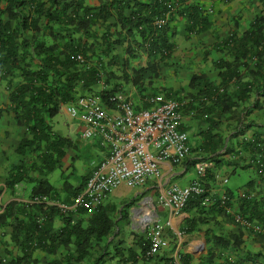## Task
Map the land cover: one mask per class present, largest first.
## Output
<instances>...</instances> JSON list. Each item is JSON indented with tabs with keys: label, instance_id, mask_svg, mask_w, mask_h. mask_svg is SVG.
<instances>
[{
	"label": "crops",
	"instance_id": "0c3cea01",
	"mask_svg": "<svg viewBox=\"0 0 264 264\" xmlns=\"http://www.w3.org/2000/svg\"><path fill=\"white\" fill-rule=\"evenodd\" d=\"M7 1L0 0V29L2 30L0 40H6L7 36L17 37L14 38L17 41L12 43L11 40L9 45L18 46V62L16 68L6 67L5 62L9 61L6 58V46H3L4 48L0 46V214L9 210L15 214L18 222H26L28 213L25 206L31 198V188L34 184L23 181L13 190L6 185L14 166L20 162H32V156L23 158L17 154L18 144L26 134V128L18 122L13 114L14 106L9 100V94L23 83L22 72L34 70L40 61L36 59L34 53L32 54L31 47L27 46V51H30L31 54H27L26 49L22 50L19 41H24L27 45H36V41L45 42L47 45L58 44V39L49 34L50 28H54L53 30L57 34L56 31L66 29L64 26L53 24L46 27L42 18L38 23L28 27L27 23H24V27L18 30V24H20L18 20L11 18L9 20L7 15H2L8 5ZM39 1L45 2L46 0ZM113 1L83 0V4L89 7H98L101 4L109 5ZM116 1L135 3V0ZM191 4H199L205 10L211 8L212 13H204L207 22L196 34L188 33L184 19L172 20L170 27L173 37L169 38L171 48L167 59L159 61L150 56L142 47L136 46L140 44L139 37L128 35L126 30L122 29L115 13L105 23L99 20V24L92 29L94 35L84 42L88 47L87 56L100 50L97 47L104 51L107 43H114L104 56L106 83L111 89L120 88L134 107H141L145 97L157 92H169L172 96L181 97L184 100L186 107L181 110L182 126L189 134L193 152L183 165H163L161 177L149 181L139 191V194L125 185L114 190L105 204L114 217L112 232L102 243H99V246L91 249L89 255L81 262L74 264H93L94 260L101 256H103L102 264H116L121 259L114 257V255L117 256L115 254L117 248L121 251L122 260L127 261L126 264H226L225 260L231 264H236V262L237 264H264V232L259 235L250 233L248 228L244 229L245 227L235 219V216H241L240 202L237 203V198H240V201L250 198L264 203V182L260 181L250 169L241 167L249 159L247 153L241 151L243 144L241 137L243 135L264 136V96L257 93L261 86L264 88V84L260 85L264 73L262 75L260 72L261 75L250 88L247 101L240 102L234 110L226 113L225 116H217L214 112L203 114V107L210 108L211 104L204 101L205 95H200L190 86L191 78L194 76H202L211 85L210 90L212 91L220 85L221 70L216 64L233 61V56L228 53L229 47L241 43L243 34L249 29L256 16L264 14V0H185V6ZM111 11L114 12V9ZM128 14L129 11L125 10L124 16ZM33 28L37 30H33ZM105 32H107L108 39L102 41L101 37ZM78 35L79 39H84L81 32H78ZM94 41L97 42L96 47L92 46ZM250 45L251 42L247 44L248 47ZM256 61V58L249 57L248 63L254 65ZM148 65H153L150 78L143 82L138 81V78L133 75V70L146 68ZM252 69L254 70L252 74L245 71L243 79L239 81L240 85L256 76V68ZM240 72H243V69ZM231 84L232 89L238 88L235 80ZM98 88L99 86L95 85L92 90ZM232 89L225 88V95L231 97L235 91L232 92ZM76 91L81 94L85 92V89L77 87ZM245 125H247L246 128L239 135L238 131ZM206 133L220 137L222 148L216 153L226 151L225 155L227 158L230 157V160L224 157V160L222 159L224 162L217 163L216 167L213 162H210L212 166L214 165V172L220 177V180L214 181L215 184H210V188L212 193L217 196L225 191L232 192L234 195L231 201L232 210L227 215L219 214L208 208L201 211V214L191 211L178 216H170L168 210L158 208L157 213L160 221L170 223V226L164 228L163 233L168 246L161 249L156 257L145 260L142 258L141 244L146 236L142 227H138L137 220L132 223L129 215L126 217V211H122V208L131 201L135 194H138V197L141 194L155 197L156 189L161 186L166 187L171 183L180 186L189 184L195 178L194 166L196 162L204 156L200 152V145L204 143ZM58 136L66 139L68 146L64 149L65 157L53 172L40 176L55 188L56 196H53L59 202L67 203L70 201L71 192L66 189L70 187L76 189L82 185L83 177L91 173L95 164L92 163L102 158L103 151L94 141L82 140L79 135V127L75 124L68 128L64 135ZM237 158L239 161L237 165H226V161L231 162L232 159ZM209 166L211 165L209 164ZM245 171L248 178L245 183L233 179L238 173ZM28 176L32 179L38 178L33 171ZM221 179H227V183L223 184ZM262 209L264 210V207ZM261 215L264 223V214ZM54 216L51 224L52 230L55 232L62 228L63 222L58 215ZM7 220V224L0 227V257L7 259L21 257L20 248L12 243L11 238V225L14 224V221ZM215 237L232 239L239 245L234 248L222 247L215 244ZM210 249L216 255L213 259L208 257ZM74 251L75 248L71 245L60 248L54 255L34 251L28 264H45L52 259L65 258Z\"/></svg>",
	"mask_w": 264,
	"mask_h": 264
},
{
	"label": "trees",
	"instance_id": "16d2710c",
	"mask_svg": "<svg viewBox=\"0 0 264 264\" xmlns=\"http://www.w3.org/2000/svg\"><path fill=\"white\" fill-rule=\"evenodd\" d=\"M48 5L45 3L39 4V6L33 11L32 15L35 16L30 21H25L22 18V25L27 23L33 25L38 23L40 19H44L46 27L50 24L64 26L66 30L56 31L54 28H50L49 34L58 40V44L47 45L45 42L36 41V45L33 46V52L36 59L40 61L34 70L23 71V83L13 92L9 94V100L13 104L12 109L18 122L24 125L26 128V134L20 140L17 147V154L20 157L32 156V162L18 163L14 166L6 181L7 187L11 190L17 184L23 181L31 182L34 185L31 188V199L35 197H44L52 202H59L56 197L55 188L48 183L45 179H42L40 175H47L53 172L60 161L65 157L66 139L54 134L53 128L49 123L59 111L61 105L73 102L78 95L75 92L77 87H82L85 91L90 92L92 87L96 84V70L93 68H87V65H78L76 61L72 59L77 54H82L86 58L88 47L86 39L92 37V29L99 24V20L103 23L108 21L115 13L119 22L122 25V29L126 30V33L130 36H138L142 43L150 42V53H160L164 59V53L170 51L171 44L169 38L172 35L171 27L168 26L161 31L153 29L152 20L153 17L160 14L163 8L160 5L159 0H135L134 6L130 5L131 2L121 3L113 1L109 5L101 4L98 7H85L83 0H47ZM181 4H185V0H180ZM17 4H20V0H17ZM202 6L186 5L184 6V12L187 13V31L188 33H198L204 27L207 22L206 17H202ZM114 9V12L111 10ZM128 10L129 14L124 16V11ZM182 10V13H183ZM25 23V24H24ZM24 27V26H23ZM75 28V29H71ZM33 30H37L33 28ZM73 32V33H72ZM78 32L84 35V39L81 40L78 37ZM76 38H75V37ZM16 36H7L6 40H0L1 47L6 46V58L8 62H5L6 67L12 69L16 68L18 46L9 45L16 41ZM235 38V35H233ZM231 38V39H233ZM102 41L108 39L107 32L102 37ZM232 42V41H231ZM251 42L250 47L247 46ZM20 48L24 50L26 44L24 41H19ZM149 43V44H150ZM97 42L94 41L93 47H96ZM114 43H107L105 50L97 47L96 53H93L96 57L100 58L105 56L109 51V47ZM235 44V43H234ZM232 45V44H231ZM31 47V45H28ZM228 53L233 56V61L222 62L216 64L221 70L220 77L222 79V87H227L232 80L237 82L241 79L239 76V68H248V62L246 58L248 54L255 55L258 58L256 76L252 80L247 81L245 84L238 86V88L232 89V96L224 95L222 100L215 102L212 101L210 108L203 107V114L215 113L217 116H225L231 110H234L240 102L247 101L249 97L250 88L254 85V82L259 78L260 72L264 73V14H258L255 20L249 26V29L243 34L241 43L232 45L228 49ZM153 70V65H148L146 68H139L133 71L134 77L138 78V81L143 82L148 79ZM253 72L251 71L250 74ZM259 73V74H258ZM264 84V76L261 78ZM190 86L197 90L200 95L210 98L213 94L211 85L208 84L202 76H194L191 78ZM257 93L264 96V88L261 86L257 90ZM113 94V91H104L98 94L101 101V105L105 108L108 107V95ZM164 95L170 98H177L172 96L169 92H164ZM184 101L182 98L180 101ZM186 106L183 105L181 110H184ZM188 109V108H186ZM200 150L207 155H213L208 157L209 160H213L215 165L220 162H224L222 159L218 160L216 152L222 148L221 138L217 135H211L206 133L204 143L200 145ZM100 150H106L102 146ZM241 151L248 153H256L255 147L248 143H243ZM258 153V152H257ZM106 151H103V156L99 160H103ZM216 154V155H215ZM240 156V155H239ZM240 158V157H239ZM98 161L95 162V164ZM238 158L232 159L231 162L226 161V165H237ZM243 162V161H242ZM28 168H27V167ZM244 169H250L258 177V179L264 182V167H262L261 173L257 175L259 168L254 165L246 164L241 166ZM33 171L38 178H30L28 174ZM263 172V173H262ZM92 174L83 177V183L76 189H66L70 191V201L65 204L72 205L75 197L84 189L85 183ZM213 172L211 169L206 171V182L213 181ZM85 181V182H84ZM66 188V187H65ZM63 188V189H65ZM226 193V206L224 208L218 205V202L209 207L211 211L218 212L219 214L227 215L228 211L232 210V192ZM54 195V196H53ZM203 197L191 198L184 212L196 211L197 213L203 210L201 201ZM237 198V203L240 202V223L242 228L249 229L250 233H257L259 235L264 229L263 217L261 214L264 210V203H260L257 200L250 198H244L240 201ZM25 211L27 208V221L18 222L15 214L9 210H5L0 214V227L6 225L7 219L14 221L11 225L12 243L19 247L21 250V257L11 258L3 262L0 258V264H28L31 260L32 253L34 251L46 252L49 255H54L62 247L73 246L75 251L65 256V258L52 259L45 264H74L81 262L86 256L89 255L90 250L99 246L114 228L113 216L110 214V210L107 206H101L94 209L91 213L87 212L85 208L77 209L75 212L63 213L55 206H45L44 204H36L31 207H22ZM14 211V210H13ZM15 212V211H14ZM114 213V210L112 209ZM16 213V212H15ZM54 215H58L63 226L58 231L52 230V218ZM264 216V215H263ZM215 244L222 247H235L239 245L238 242H234L232 239H223L221 237L214 238ZM143 244V243H142ZM141 244L142 252L147 248V243ZM114 257H120L116 264H126L127 261L122 260V254L119 248L115 249ZM109 255V253H106ZM215 253L208 252V257H215ZM103 256L96 258L93 264H101ZM226 264L227 263L225 260ZM234 264V263H233ZM237 264V262H236Z\"/></svg>",
	"mask_w": 264,
	"mask_h": 264
},
{
	"label": "built area",
	"instance_id": "2783aa9c",
	"mask_svg": "<svg viewBox=\"0 0 264 264\" xmlns=\"http://www.w3.org/2000/svg\"><path fill=\"white\" fill-rule=\"evenodd\" d=\"M167 17L157 19L155 25H165ZM111 98L110 103H115ZM155 106L150 111L134 114L128 104L119 99L111 110H104L98 99L81 98L70 111L71 117L84 126V136L102 135L111 149L108 156L96 167L88 179L85 189L75 199V205L89 209L103 203L120 184L129 187L143 186L149 179L160 176L163 162L180 163L188 154L186 136L177 132L179 121L178 104L164 101L162 97L151 100ZM198 175L204 174V167H198ZM203 193L198 183L188 187L172 185L161 193L159 203L178 214L187 199ZM209 199L204 200V204ZM223 203V201H222ZM62 206V210H67ZM241 221L240 216H235ZM149 247L145 257L154 256L166 245L161 238V226L156 220L147 219ZM264 232V229L261 231Z\"/></svg>",
	"mask_w": 264,
	"mask_h": 264
},
{
	"label": "clouds",
	"instance_id": "9594fccd",
	"mask_svg": "<svg viewBox=\"0 0 264 264\" xmlns=\"http://www.w3.org/2000/svg\"><path fill=\"white\" fill-rule=\"evenodd\" d=\"M46 1L45 2H40L39 0H20V4L18 5L17 4V0H8L7 1L8 2V5L6 6L5 11H3L2 15H7L9 17V20H10V18L12 20H18L20 24H18V28L17 29L18 30H21L22 27L24 26L21 23L22 22V18H24L25 21L26 20L27 21H30L33 18H35V16L32 15L33 11L41 3H45V5H48V2H46ZM114 1H116V0H114ZM159 2H160L161 7L163 8V10H161L162 12L160 14H158V15H156V16L153 17L152 26L154 27L153 29L155 30V32L156 31L163 30L164 28L170 26V24L172 23V20L180 19V18H182V19H184L186 21V28L188 27V25H187V19H188L187 18V13L184 12V10H183L185 4H181L180 0H159ZM134 4L135 3H130V5H132V6H134ZM85 7H89V6H85ZM182 10H183V13H182ZM201 12H202V14H201L202 17H205L204 16V13L211 14L212 13V9L209 8L208 10H205L203 8V6H202ZM0 16H1V13H0ZM164 17H167V20H166L165 25H163L162 27L158 28L155 25V21L157 19L164 18ZM73 29H75V28H72V30ZM0 32H2L1 29H0ZM191 34H196V33L193 32ZM78 37H79V35H78ZM149 43L150 42L148 41V42H145L143 44L142 41H141V39H140V44L139 45L137 44L136 46L142 47L143 49H145L148 52V54L150 56H152L153 58L158 59L160 61V58H162V55L160 53H153V54H151L150 51H149V49L151 48V43L150 44ZM32 45H31V51L33 52V46ZM0 46H1V44H0ZM27 46L28 45L26 44V46H25L26 47L25 48L26 51H27ZM26 53L27 54H31L30 51H27ZM168 54H169L168 51L163 54L164 55L163 56L164 59H167ZM98 57H96L95 55H91L88 58H86L82 54H77V55L74 56V58L72 57V59L74 61H76V63L78 65H83V66L87 65V68L88 69L93 66V68L97 72L96 73V81L97 82H96L95 85L99 86V88L97 90H91L90 92L85 91L84 93H81V94L78 93V95L76 96V99L73 102L67 103L65 105H61L60 110H61L62 107H67L68 108L66 110L67 115L75 123V125H77L79 127V135H80V138L82 140L94 141L98 145V147L99 146L100 147L102 146L103 148L106 149V150H102V151H106L107 152V154L105 155L104 159L108 156V154L110 152V149H111L110 144L107 143V141L102 136L104 134L96 135V136H93V137H85L84 136V128H85V126L78 119L71 117L70 111H71V109L73 107H75V105H76V103H77V101L79 99H81V98H87V97H93V98H97L98 101H99V103H100L101 99H100V97H99L98 94H101L104 91H113V94H109L108 95V99H107L108 100V107L105 108L100 103L101 107L104 110H106V111L111 110L112 108L115 107L116 103H118V101L120 99V100L123 101V103L128 104L130 106V109H131V111L134 114H137V113H139L141 111H150L151 108L155 106L154 103H151V100L152 99H155L156 97H162L164 99V101H173V102H175V103L178 104L179 121H178V125L176 127V130H177L178 133L184 134L186 136L185 144L188 147V154H187V156L180 163L163 162L161 164L160 176L158 178H151V179H149L143 186L134 187L133 188V187L127 186L124 183H122V184L119 185V186L125 185V186L129 187L130 189H132L134 191H137L138 194H139V191L142 188H144L148 184L149 181H151V180H157V179H159L161 177L163 165H165V164H170L171 166L183 165L190 158V155L192 154L193 149H192V145L190 143L189 134H188L187 131H185L183 129V126H182V112H181V108L183 107V105L185 106V102L182 101V100L180 101L181 97L170 98V97L165 96L164 95V92H157V93H152V95H149V96L145 97L144 100H143V105L141 107H138V108L137 107H134L133 103L129 100L128 97H126L121 92L120 88H118L117 90H115V89H111L108 86V84L106 83V75H105V70H106L105 69V62H104L105 61V57L103 56V57H101V59L98 58ZM249 57L256 58V60L258 61V58L256 56L249 55L246 58V61L247 62L249 60ZM252 60H254V59H252ZM257 61H256V63L254 65H249V63H248V68L247 69L245 67H240L241 69L239 68L238 71H239V76L241 78L239 81H241L243 79L242 76L245 75V71L246 72L248 71L249 73H251V71L252 72L254 71L252 68L255 67L256 68V72H257V70H258L257 69V66H256ZM242 69H243V72H240ZM239 81L238 82L236 81L237 82V86H239ZM231 82H230V84H228L227 87H222V85H221L222 79H221L220 85L214 88L213 94L210 96V98L205 97V100L204 101L212 104V101L215 102L217 100V98H218V101L222 100L223 96L225 95V88L226 89H229V90L232 89L233 86H232ZM16 89L17 88H14L11 92L15 91ZM111 98H114L116 100L114 104L113 103H110V99ZM49 123H50V120H49ZM246 126L247 125H245L244 127H242V129L240 131H238V133L240 132L239 135L242 134L241 132L244 130V128H246ZM53 132H54V134L59 135L55 130H53ZM199 134H201V133L199 132ZM241 141L243 143H248V144L252 145L253 147L256 148V150L258 152V153L256 152L254 154V153H248L246 151H243V152L247 153L248 158H249L248 161L245 162L243 165L250 164L253 167H254V165H256L259 168V171L257 173L260 174L261 173V170H262V167H264V136L263 137H259V136H256V135H247V136L246 135H243L241 137ZM200 152L203 153L201 150H200ZM225 152L226 151H222V153H216L217 155H220L219 156L220 158L217 157V159L218 160H221V159L224 160V157H226L227 160H230V157L227 158V155H225ZM206 156L207 155L204 154V156L200 157L198 159V161L196 162V164L194 166L195 178L189 184L180 186V185L171 183V184L167 185L166 187L161 186L160 188L156 189L157 194H156L155 197L154 196L153 197H148V196H145L143 194L139 195V197H138V194H135L134 197L131 199V201L128 202V203L126 202L127 204L122 208V211H126V217H128V215H129V218H130V220H132V223H133L134 220H137L136 223H137L138 227L139 226L142 227V231L144 232V234L146 236L145 239H144V241L142 242L143 243L142 245H144L145 242L147 243V248L145 249L144 252H142V258L143 259L149 260V259H152V258L156 257L157 254L159 253V251L161 249L166 248L168 246V242L165 239L163 233H164V228L170 226V223L168 221H166V223L160 221L159 216H158V213H157L158 208H163V209L168 210L170 216H178L180 214L185 213L184 212V208L186 207L188 201L191 198H193V197H203L202 198V201H201V206L203 207V210L208 209L209 207L215 205L217 202H218V205L220 207H222V208H224L226 206L227 198H226V193L225 192L221 193L219 196H217L216 194H213L212 193V189L210 188V184L211 183L215 184L214 181L220 180V177H219V175L216 172H214V169H213L214 165L212 166V163H210V162H213L215 164V162L213 160H209L208 159V157H210V156L213 157V155H208V157H206ZM103 160L98 161L96 164H94L95 162L92 163V164H94V167H93V170L91 171L90 174H92L95 171L96 167ZM220 163H222V162H220ZM209 164L211 166H209ZM200 166H203L204 167V174L202 176L198 175V173H197L198 167H200ZM215 167H216V165H215ZM209 169H211V171L213 172L214 177H213V181L206 182V171H208ZM195 182L198 183L200 187H202L203 193H201L200 195H192V196H190L187 199V201L185 202L184 207L181 208V210H180V212L178 214H174L170 210V208L165 207V206H163V205H161L159 203V197H160L161 193H164L166 191V189L169 188L170 186L176 185L178 187H188V186L192 185ZM221 182L223 184H226L227 183V179H221ZM86 183H85V186H86ZM18 185L19 184H17L16 186H18ZM85 186H84V189H85ZM84 189L77 196H79L80 194H82V192L84 191ZM116 189H114V190H116ZM113 191L110 193V195L108 196V198L103 203H101L100 205H98V206H96L94 208H91V209H89L87 207H84V206H78L76 208H73V206L75 205V199L77 198V196L75 197L74 203L72 205H68V204H65L63 202H52V201L47 200L44 197H35V198H32V199L30 198L29 201L26 203V206L25 207H31L32 205H36V204H38V205L39 204H41V205L44 204L45 206H55V207H57L60 210V212H63V213L75 212V210H77V209H83V208H85L87 210V212L91 213L97 207L106 206L105 204L110 199ZM206 198H208L209 201H208V203L204 204V200ZM222 201H223V203H222ZM62 206H66L68 209L65 210V211L62 210ZM123 209H125V210H123ZM230 210L228 211V213H230ZM148 218H150L152 220H156L157 223L162 227L161 228L160 236L165 241L166 245L164 247L160 248L158 250V252L154 256L149 257V258H146L145 257V253H146V251L148 250V247H149V230H148L149 226H148V223H147V219ZM240 218H241V216H240ZM237 222H239V221H237ZM239 223H241V221ZM134 227H135V223H134ZM1 259H2L3 262H5V261L8 260L6 257H2Z\"/></svg>",
	"mask_w": 264,
	"mask_h": 264
},
{
	"label": "rangeland",
	"instance_id": "374dc122",
	"mask_svg": "<svg viewBox=\"0 0 264 264\" xmlns=\"http://www.w3.org/2000/svg\"><path fill=\"white\" fill-rule=\"evenodd\" d=\"M67 109V107H62L61 110L52 119H50V124L53 130H55L59 135H64L65 131L75 124L67 115ZM245 173L246 171L240 172L234 178H232L237 179L241 183H245L248 179Z\"/></svg>",
	"mask_w": 264,
	"mask_h": 264
}]
</instances>
